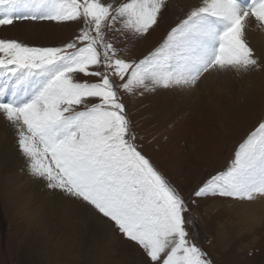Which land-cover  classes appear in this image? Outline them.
<instances>
[{
    "label": "snow or ice",
    "instance_id": "obj_1",
    "mask_svg": "<svg viewBox=\"0 0 264 264\" xmlns=\"http://www.w3.org/2000/svg\"><path fill=\"white\" fill-rule=\"evenodd\" d=\"M173 7L182 15L160 42L130 54ZM251 19L264 30V0H0V26L74 28L46 45L0 38V126L25 158L19 179L60 197L69 223L95 220L115 237L89 249L94 264H214L194 240L198 201L264 198V115L230 166L186 198L144 151L124 102V94L191 92L213 74L264 71V53L246 38ZM121 239L133 251L112 261Z\"/></svg>",
    "mask_w": 264,
    "mask_h": 264
},
{
    "label": "rangeland",
    "instance_id": "obj_2",
    "mask_svg": "<svg viewBox=\"0 0 264 264\" xmlns=\"http://www.w3.org/2000/svg\"><path fill=\"white\" fill-rule=\"evenodd\" d=\"M190 2L195 4L193 0ZM171 9L174 10L165 12L164 22L156 28L161 29L164 34L153 38L150 36L153 34L151 33L143 40L133 41L129 45L130 54L142 56L160 42L169 27L178 22L182 15L176 7ZM21 22L17 21L11 26H0V38L19 39L34 45H46L53 41L68 39L74 31L73 27L58 25L55 22L20 25ZM251 22H254L253 29H261L258 22L255 20ZM251 22L249 21V24ZM248 30L249 28L246 30V38ZM251 46L257 52L264 53L262 44H257L256 47ZM260 74H264V71H257L247 76L235 72L214 74L215 90H218L215 93L221 97L219 91H223L227 99L235 98V96L237 98L239 94L244 95L253 85L255 86L253 77L256 76L261 82ZM259 89L264 95V89L261 87ZM173 92L157 90L146 92L142 96L124 94V102L137 124V131L144 137L142 141L144 151L187 198L202 182L230 166L229 163L238 144L256 126L261 115H256V109L252 106L254 103L245 107L242 101L239 102L237 99L233 101L234 105L228 104L225 108L226 111H233L232 115L223 117L220 115L221 112L217 114L218 111H215V108L207 107L197 101L196 108L194 106L191 108V103L187 104L182 100V94ZM172 101L175 102V106H171ZM191 144H193L192 148ZM217 147L223 149L213 150ZM216 201L217 203L213 206ZM232 203L229 200L217 198L198 201L199 207L195 208L198 218L192 228L195 242L208 253L214 264H264V224L253 231L260 242L252 245L249 248L251 251L242 249V242L250 240L253 235L245 232L247 227L242 226L243 224L239 221L243 215H238L239 218L236 216V209ZM229 206L233 209L232 212H229ZM0 213L5 219V228L0 232V264H17L19 252H16L17 248L15 249L12 244L13 229L10 228L12 225L10 218L16 210L6 202L0 207ZM245 217L251 220L255 216ZM48 225L49 231L42 235L45 264L47 257L56 259L59 264H94L87 255L89 249L115 243V237L109 240L103 227L97 221H93L91 227L87 226V232L92 231L93 228L96 233L94 235L84 231L78 233L79 237L72 238L73 246L69 251L68 244L63 242L66 235L64 231L55 229L56 225L53 222ZM79 225L82 226V224ZM31 244L35 248V241ZM132 251L133 245L121 239L117 254L112 257V261L121 260L129 256ZM32 260L29 261V258L22 254L18 264H43V261L38 262L35 256Z\"/></svg>",
    "mask_w": 264,
    "mask_h": 264
},
{
    "label": "bare ground",
    "instance_id": "obj_3",
    "mask_svg": "<svg viewBox=\"0 0 264 264\" xmlns=\"http://www.w3.org/2000/svg\"><path fill=\"white\" fill-rule=\"evenodd\" d=\"M193 1L195 3L199 2V0H193ZM170 10H174V9H170ZM251 20L254 21L253 19ZM43 23L44 22L22 21L20 25L43 24ZM253 23L251 22V24L248 25L249 28V30L247 31L248 42L250 46L253 45L254 47H256L257 44H262L264 46V30L259 28L253 29L252 28ZM161 31H162L161 29L158 30L156 29L154 32H151L153 34L150 36H152L153 38H158L164 34ZM260 75H261L260 77L261 82H259L256 76L253 77L255 86L253 85L250 91L244 93V95L239 94L237 98L235 96V98L227 99L223 91H222L223 96H222V92L219 91L221 97H219L218 94L215 93V91L218 90H215V83L213 81L215 77L214 74L208 76L207 79L204 80V82L201 84V86L195 89L194 91L187 93L174 91L173 93L176 92L179 93V95L182 94V100L187 102V104L191 103L190 104L191 108L197 105V103H195L197 101L198 103L204 104L207 107L215 108V111H218L217 114L221 112L220 115L223 117H230L232 115L233 111H226L225 108L227 107L228 104L229 105L233 104L234 103L233 101H236L237 99L239 100V102L242 101L245 107L247 105L254 103L252 104V106L255 107L256 109V115H263L264 95L259 89V87L264 89V74H260ZM172 102L173 104H171V106H175L176 105L175 102L174 101ZM236 108L238 109V107ZM192 147L193 144H191V148ZM220 149L223 148L221 147L218 149L217 147L214 148L213 150H220ZM24 161L25 158L16 149L14 141L10 136V133L7 132L2 126H0V207L5 205L6 202H8L16 210V213L10 218L12 224L10 225V228L13 229L12 231L13 236L11 239L12 244L15 247V249L17 248L16 252H19L17 254V264H18V259L22 254H25V256L29 258V261H33L32 258L35 256V259L38 262L42 263L41 261H43V264H45L43 260L45 248H44V241L42 235L45 234L46 231H49L48 224L50 222H53L54 225H56L55 229L57 230L61 229L64 231V233L66 234L64 238H66V236H69L73 239L74 238L76 239L77 237H79L78 233L82 231H84L87 234L94 235L96 233V230H93L92 228V231L87 232L88 230L87 226L89 225V227H91L92 226L91 223L93 224V221L95 220L75 221L69 223L63 212L62 201L60 197L49 195L47 190L41 191L40 189L42 185L36 184L32 181L22 180L18 178L20 175L19 170L24 165ZM229 164H231V162ZM216 203L217 201L213 203V206ZM228 204L230 203L228 202ZM232 204H233L232 206L236 209L235 210L236 216L243 215L240 218L238 216V218L240 219L239 221L241 222V224H243L242 226L247 227L245 232L250 235H253V237H251L250 240H246L242 242L243 243L242 249L244 250L247 249V252L251 251L249 250V248L252 245L260 242L259 237L256 236L255 235L256 233H254L253 231H255V228L258 229V227L260 226L262 227L264 224V198H257L253 202L232 203ZM231 207L229 208V212L233 211ZM245 216H255V217H253L251 220H248ZM256 217H261V218L258 219ZM34 222L36 223L40 222V223L35 224ZM79 224H82V226ZM4 225H5V219L0 213V232L4 230L5 228ZM81 228L82 230H80ZM55 239L56 241H58L57 238ZM34 241H35V248L31 244ZM47 242H49V240ZM63 242H66V240L64 239ZM46 260H47L46 264H52V261H57L56 259L53 260L50 257H47Z\"/></svg>",
    "mask_w": 264,
    "mask_h": 264
}]
</instances>
